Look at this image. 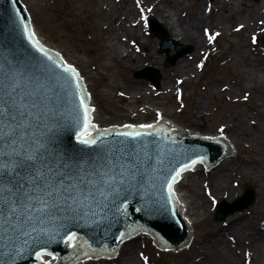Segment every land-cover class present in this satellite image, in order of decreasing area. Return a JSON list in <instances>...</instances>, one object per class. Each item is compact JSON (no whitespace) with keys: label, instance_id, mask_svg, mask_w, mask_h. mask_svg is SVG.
Here are the masks:
<instances>
[{"label":"water","instance_id":"water-1","mask_svg":"<svg viewBox=\"0 0 264 264\" xmlns=\"http://www.w3.org/2000/svg\"><path fill=\"white\" fill-rule=\"evenodd\" d=\"M149 28L160 38L161 51L177 49L171 62L190 49L170 39L156 20H150ZM66 67L32 35L20 2L0 0V68L5 73L15 71L20 76L40 75L47 97L38 111L44 114L52 146L64 159L96 161L91 170L96 173L94 179L98 182V191L83 204L78 214L42 217L43 222L33 219L21 229L31 233L30 236H18L11 242L14 248L7 240L0 244V264H40L42 251L56 253L62 258L91 249L110 251L124 236L138 229L148 230L159 243L187 246L188 226L174 196L173 184L178 178L174 181L173 177L194 164L193 161L220 158L223 146L230 154V140L223 137L221 130L216 138L194 139L196 136L188 131L168 128L166 121L152 124V128L161 127L156 129H121L106 133L94 127L85 130V111L80 103L83 99L87 105L85 90L77 73L65 72ZM136 75L145 74L138 72ZM150 75L147 74L157 83L158 74L151 72ZM87 117L89 120V111ZM90 130L89 136L86 135ZM126 132L142 135L133 140L122 135ZM170 132L182 137L171 136ZM78 136L96 139L97 144L84 145ZM132 144H136L135 152L131 151ZM254 198L253 190L248 189L228 210L226 202H220L216 215L223 218L241 210ZM73 236L81 238L86 246L81 248L77 243L73 249H67ZM76 241L74 238L72 243ZM41 260L43 264L57 261L49 253H43Z\"/></svg>","mask_w":264,"mask_h":264},{"label":"bare ground","instance_id":"bare-ground-1","mask_svg":"<svg viewBox=\"0 0 264 264\" xmlns=\"http://www.w3.org/2000/svg\"><path fill=\"white\" fill-rule=\"evenodd\" d=\"M100 1L102 3L103 0ZM199 2L198 0L196 1L197 4ZM70 5L72 6V4ZM186 5H189V0H166L165 2L164 0H157V2L154 0L151 6L159 20L165 23L169 30H176V33H171L174 38L180 39L183 43L191 44L194 48L191 55L180 57L175 65L168 68L165 72L161 71L160 88L157 95L174 93L181 85L183 86V83L187 79L193 78L199 71L200 61L213 51L215 46L213 37L219 36L220 33L222 34V32L228 30L231 33L240 35L239 41L231 49L230 57L227 55L229 65H235L234 73L236 76L234 75L231 81L235 84L239 82L242 86L241 82L247 81V84L251 85V90L254 92L252 93L253 97L259 99L260 104L251 107L252 116L250 123L255 127L248 128L244 123L241 124L240 120H236L233 114L226 115L225 119H223L216 129L210 132L205 130L207 128L206 124L202 125V123L197 124L195 122L198 119L202 122L201 120L204 116L210 113V111L208 112L207 101L205 99L210 97V95L227 91L230 93L231 100L233 101H240L248 96V91L242 88L240 84L237 87L234 85L231 87L227 83L225 84V82L220 83L215 76H207L205 82L200 85L197 92L199 100L192 105V120H185L182 123L178 122L172 116H169L162 107L159 105L153 106L152 104L147 106L148 109L145 107L143 111L130 112L128 114V111L123 110L120 113L127 114L126 116L130 118L132 116L135 117L138 121L129 120L135 124H138L137 122L140 124H150L151 120L145 121L146 119L143 118L149 114H153L154 118L151 123L166 121L169 122L168 128L188 131L198 138H216L219 130H221L223 137L230 140L231 148L232 144L234 145V139L237 141L243 139L249 142L253 150L264 152V80H260L258 76V73L264 72V57L258 51L254 52L249 49L245 43L247 35L250 40L259 29L264 27V0L205 1L202 3L203 7H196L187 19L183 18L182 13ZM98 8L96 12L101 14L100 12L102 11L99 6ZM92 13L94 14L95 11L89 9V14ZM136 13L138 17H136ZM115 17L116 15H114ZM203 22L204 24H201ZM104 28L106 29L105 31L98 30L97 34L108 58L117 62L126 60L125 63L130 64L132 62L133 66H138L144 60L150 63H158L160 60L159 56L155 55V45L153 47L149 40H146V37H142L145 35V31L139 14L138 12H134V9L127 10L126 14L117 22V25L110 24L104 26ZM136 36L145 39L139 42L140 46L138 47L139 50L142 49L143 51L144 60L137 53L131 54L126 43L129 41V38L134 40ZM39 39L47 43L43 36L39 37ZM47 45L55 52L58 51L51 44L47 43ZM130 47L131 49L134 48L131 43ZM120 51L122 53L119 56ZM226 53L228 54V52ZM68 59L70 58L64 57L65 62L74 64ZM101 68L104 69L105 64L101 65ZM176 73L178 74L176 75ZM80 74L84 78L85 86L89 91L90 83L85 80L81 71ZM258 82L260 83L257 84ZM140 85L142 84H136L133 87L141 89ZM238 90L241 91V95L239 96L237 95L239 93ZM156 99L152 98L154 104H157L155 102ZM93 101L94 99L90 98L89 104L92 111L93 124L95 126L107 125L98 122V109ZM259 123L262 125L260 126ZM201 128L204 129L202 130ZM221 159H219L221 160L220 162H218L219 160L214 162L218 163L211 169L210 173L213 177H206L203 180L201 186L202 193L200 188L197 187V183L191 180L193 176L195 178L200 176V173L203 171L202 169H204L202 165H196L195 169H190L187 172L184 171L174 185L175 196L180 205L181 214L188 226L189 233L187 246L178 245V247H174V244L173 246L167 245L172 246L174 252L189 251L192 248L191 244L195 242V238H192L195 223L194 216L206 215L207 207L217 197H223L226 200L232 199L234 191L226 185L229 176L253 177L263 175L257 165H253L254 162H252L250 156L237 158L227 154V156L225 155ZM223 186L226 189L222 191H226V193L219 194ZM213 188L218 191L214 193ZM256 217L257 214L255 213L250 217L242 214L235 215L234 213L228 219H225L227 221H223L222 226L212 227L208 231L207 234L210 238H197V243L201 247L199 251L202 253V258H205L207 254L213 257L210 264H239V250L235 247L236 245H240L239 247L243 249L244 264H264V220L256 219ZM144 235L147 234H139L135 238L121 243L113 253L112 259L116 261L114 264H143V258L139 250L142 245L140 244L139 246L138 242H140L139 240ZM242 242L245 244L243 245ZM94 261L98 262V260ZM104 261V259L102 261L99 260V262L106 264ZM85 262L87 261H80L77 264H84Z\"/></svg>","mask_w":264,"mask_h":264},{"label":"rangeland","instance_id":"rangeland-1","mask_svg":"<svg viewBox=\"0 0 264 264\" xmlns=\"http://www.w3.org/2000/svg\"><path fill=\"white\" fill-rule=\"evenodd\" d=\"M26 7L32 24L34 25L36 31L43 36L48 44L56 47L58 51L64 56L68 57L74 65L81 70L87 82L90 83V96L94 99V104L98 109L97 120L100 124L108 125H124L132 124L129 120L134 122L138 121L135 117H127V114L120 113L123 110L130 112L143 111L147 106L152 104L153 106L159 105L164 109L169 116H172L176 121L181 122L185 120H192L193 111L192 105L194 102L199 100L198 90L200 85L205 82L207 76H215L218 78L220 83L225 82L227 85L239 86V82L235 84L231 80L235 75V65L227 62L228 57L231 55V49L237 41H239V34L231 33L228 30L220 33L219 36H214V48L212 53L205 56L200 61L199 71L193 78L187 79L183 86L174 93L168 95H157L160 87L155 88V83L151 82L146 77H136L134 72L138 69L151 66L155 68L159 73V81L161 78V71L164 72L175 65L177 58L174 62H170L167 55L174 54V51H170L168 54L162 53L159 49V39L156 36L149 35L147 31V20L152 17L160 22V24L168 31L170 38L175 39L179 44H185L192 46L190 52L183 55L182 57H187L191 55L194 50L193 45L188 43H183L180 39L174 38L171 33H176V30H169L168 27L159 20L155 11L152 10V5L154 0H21ZM166 0H164L165 2ZM189 0V5L184 8L183 18H188L190 13L196 9V7H203L202 3L205 1L211 2L212 0ZM157 2V0H156ZM187 3V2H186ZM72 4V6L70 5ZM74 4V5H73ZM166 4V3H164ZM111 5V6H110ZM100 7L101 14L96 11ZM89 9H93L95 13L89 14ZM134 9V12H138L140 17V12L142 13L141 22L144 27L146 40L154 47L155 45V55L159 56L160 60L158 63H150L144 60L142 49H138L140 46L139 42L145 40L143 38L137 37L133 40L129 38L128 48L131 54L137 53L144 60L143 63L138 66H133V63H125V61L117 62L108 58L105 54L104 46L101 45L99 41L98 30L105 31L104 26L106 25H117V22L121 20L127 10ZM201 11V9H200ZM208 13V12H205ZM114 15L116 17L114 18ZM138 17L137 13L135 14ZM182 15V14H181ZM123 20V19H122ZM239 20V19H238ZM125 21V20H124ZM201 24H204L201 23ZM200 24V25H201ZM264 27L259 29L251 39L246 36L245 43L252 51H258L264 57V45L260 42V35L263 33ZM177 37V36H176ZM255 38V39H254ZM254 39V40H252ZM133 43L131 49L130 43ZM251 46V47H250ZM134 49V50H133ZM228 52V54L226 53ZM122 52L120 51L119 56ZM227 55H229L227 57ZM105 64V68H101V65ZM178 73H176L177 75ZM236 76V75H235ZM260 80H264V72L258 73ZM174 81V76H173ZM242 88L248 91V96L241 99L240 101L231 100V95L229 92H218L206 99V105L208 106V112L210 113L201 120H195L197 124H206L205 130L208 132L214 131L216 127L225 119L228 114H233L236 120H240V123H244L248 128L255 127L251 122V107L258 106L259 99L253 97L251 90V85L247 84V81L241 82ZM258 82L257 84H259ZM136 84L140 85L141 89L138 87H133ZM154 84V85H153ZM230 87V88H231ZM140 90V91H139ZM240 94V90H238ZM127 95V96H126ZM130 95V96H129ZM152 98H157L154 104ZM150 110V109H149ZM173 112V113H172ZM154 118L153 114L145 116L143 119L145 121H152ZM139 119V118H138ZM121 122V123H120ZM264 122V121H263ZM140 124L139 122H137ZM135 124V123H134ZM261 126L262 124L259 123ZM197 126V125H196ZM203 127V126H202ZM202 130L204 128H201ZM237 141L234 139V145L232 144V155L235 157H251L253 165H257L260 171L263 173L261 176H240L233 175L229 176L226 181V185L234 191V196L231 200L232 202L237 197H239L246 189L251 188L254 191L255 200L248 207L241 211L234 212L235 215H246L250 217L254 213L257 214L256 219L264 220V152L255 151L250 146L249 142L240 139ZM211 170V169H210ZM205 174L203 170L198 178L194 176L191 180L196 182L197 187L202 191V183L206 177H213L210 173ZM212 175V176H211ZM226 189L224 186L219 191V194H225ZM218 190L213 188V192L216 193ZM222 197H217L215 202L207 207L206 215L194 216V231L192 233V238H195V242L191 244L192 248L188 250H183L182 252H174V250H160L155 247L152 239L144 235L139 246L142 245L140 254L143 258V264H210L211 255H207L202 258V253L199 251L201 249L199 243H197V238H210L207 234L208 231L215 226H222L223 221L232 214L227 215L225 218L217 219L215 215V204L221 201ZM210 207V208H209ZM143 235V234H142ZM135 238V237H133ZM243 245L245 244L242 242ZM230 245V244H229ZM240 246V245H239ZM236 245L235 248L239 250V264H244V257L242 255L243 249ZM232 248V247H231ZM139 257V256H138ZM96 259L86 260L84 264H103L101 262L94 261ZM106 264H114L115 259H104ZM102 261V260H101ZM140 261V259H139ZM264 262V261H263Z\"/></svg>","mask_w":264,"mask_h":264},{"label":"snow or ice","instance_id":"snow-or-ice-1","mask_svg":"<svg viewBox=\"0 0 264 264\" xmlns=\"http://www.w3.org/2000/svg\"><path fill=\"white\" fill-rule=\"evenodd\" d=\"M64 71L75 69L69 65ZM46 97L39 74L20 76L0 68V244L7 240L13 248L11 242L18 236L31 235L21 230L26 223L33 219L43 222L42 217L58 214L74 216L98 191L96 173L91 170L96 161L64 159L52 146L44 114L38 111ZM80 103L84 107L87 130L93 127L87 117L89 109L83 99ZM122 135L135 140L142 133ZM77 139L84 145L97 144L96 139L81 136ZM130 147L132 152L136 151V144ZM178 176L179 173L173 180Z\"/></svg>","mask_w":264,"mask_h":264}]
</instances>
